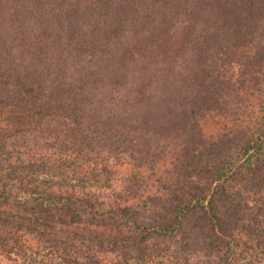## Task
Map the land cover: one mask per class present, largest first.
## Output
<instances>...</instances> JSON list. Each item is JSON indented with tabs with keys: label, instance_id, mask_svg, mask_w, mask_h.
Masks as SVG:
<instances>
[{
	"label": "trees",
	"instance_id": "1",
	"mask_svg": "<svg viewBox=\"0 0 264 264\" xmlns=\"http://www.w3.org/2000/svg\"><path fill=\"white\" fill-rule=\"evenodd\" d=\"M264 0H0V262L257 264Z\"/></svg>",
	"mask_w": 264,
	"mask_h": 264
},
{
	"label": "rangeland",
	"instance_id": "2",
	"mask_svg": "<svg viewBox=\"0 0 264 264\" xmlns=\"http://www.w3.org/2000/svg\"><path fill=\"white\" fill-rule=\"evenodd\" d=\"M264 112V87L259 93L246 94L242 96L241 103L238 107L230 109L223 113H214L204 119L202 122L203 131L207 135L218 134L220 132L230 130L232 128H245L252 126L261 114ZM0 264H4L1 263ZM154 264H161L156 262ZM254 264V263H249ZM257 264H264V260L260 259Z\"/></svg>",
	"mask_w": 264,
	"mask_h": 264
}]
</instances>
